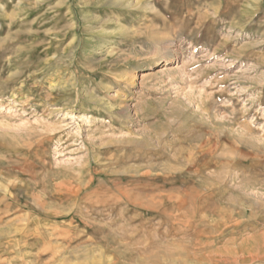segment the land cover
I'll use <instances>...</instances> for the list:
<instances>
[{
  "label": "rangeland",
  "instance_id": "obj_1",
  "mask_svg": "<svg viewBox=\"0 0 264 264\" xmlns=\"http://www.w3.org/2000/svg\"><path fill=\"white\" fill-rule=\"evenodd\" d=\"M119 1L0 0V264H264V0Z\"/></svg>",
  "mask_w": 264,
  "mask_h": 264
},
{
  "label": "bare ground",
  "instance_id": "obj_2",
  "mask_svg": "<svg viewBox=\"0 0 264 264\" xmlns=\"http://www.w3.org/2000/svg\"><path fill=\"white\" fill-rule=\"evenodd\" d=\"M117 1H119V0H117ZM124 1V0H123ZM126 1V0H125ZM130 1V0H129ZM119 2H121V1H119ZM122 193H124V192H122ZM133 193V192H132ZM135 194V193H134ZM136 195H138V194H136ZM135 195V196H136ZM122 196H124L123 194H122ZM139 196V195H138ZM160 197V196H159ZM152 198V197H151ZM127 204H129V205H133V208H132V210L134 211L135 210V212L136 211H138V210H141L143 207H144V205H143V203L141 202L142 200H140V198L138 197H133V196H131V195H127L124 199H123ZM122 203H124V202H122ZM154 203V202H153ZM141 212V211H140ZM159 212V211H158ZM133 216H135V215H133ZM141 227V226H140ZM143 228V227H142ZM137 232V231H136ZM133 233V232H132ZM137 233H139V232H137ZM133 234H135V233H133ZM262 238H264V237H262ZM261 240V239H260ZM257 256V255H256ZM256 256H250V259L248 258V260H246V261H250V260H253V259H255L256 258ZM171 257V256H170ZM260 258H264V254L260 257Z\"/></svg>",
  "mask_w": 264,
  "mask_h": 264
}]
</instances>
